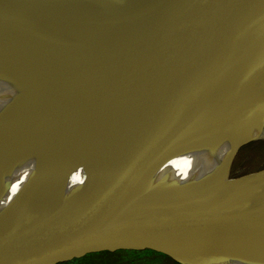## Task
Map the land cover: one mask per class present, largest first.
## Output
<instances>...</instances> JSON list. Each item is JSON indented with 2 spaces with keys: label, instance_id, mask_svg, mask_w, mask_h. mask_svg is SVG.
<instances>
[{
  "label": "water",
  "instance_id": "1",
  "mask_svg": "<svg viewBox=\"0 0 264 264\" xmlns=\"http://www.w3.org/2000/svg\"><path fill=\"white\" fill-rule=\"evenodd\" d=\"M227 19L246 23L252 31L215 75L202 62L201 76L194 74L195 79L192 74L200 63L185 65L176 59L181 50L169 37L149 47L155 51L130 55L144 36L162 28L183 21ZM42 23L52 26L47 37L32 27ZM0 46V51L20 57L26 70L40 73L41 91L26 116L0 117V149L31 142L50 145L0 220V264H55L87 251L122 247L153 249L183 263V258L231 245L235 247L229 254L264 248V187L240 190L230 183L264 172L232 177L233 162L248 141L235 140L220 167L218 185H198L196 199L164 206L148 201L155 190L150 180L178 152L197 142V136H240L256 103L264 104V88L252 89L264 69V0H0ZM182 59L186 63L189 58ZM131 68L150 71L138 73V89L127 87L133 80L129 77L112 91L95 94L96 87H105V80ZM222 76L232 86L224 102L210 105L209 97ZM152 90L164 93L166 101L158 98L154 103ZM113 93L121 97H112ZM122 93L147 97L148 110L165 114L156 119L160 138L151 141V156L120 135L137 119L131 109L134 102L128 116L122 113L118 120L113 116L107 127L99 115L109 117L108 111L93 106L82 110L102 99L124 105ZM258 115L255 118L264 111ZM87 132L93 133L101 157L111 165L109 174L116 177L100 175L54 207L32 209L34 203L44 204L56 196L63 185L61 164L72 152L74 136L85 137ZM135 158L142 161L141 169L126 174ZM120 161L119 171L114 168ZM221 189L226 190L221 200L197 207L196 202ZM3 192L7 193L5 183L0 198ZM259 194L263 197L252 204ZM249 242L260 243L243 247Z\"/></svg>",
  "mask_w": 264,
  "mask_h": 264
},
{
  "label": "bare ground",
  "instance_id": "2",
  "mask_svg": "<svg viewBox=\"0 0 264 264\" xmlns=\"http://www.w3.org/2000/svg\"><path fill=\"white\" fill-rule=\"evenodd\" d=\"M41 26L32 27H34L35 33H44L47 37L48 30H52V26L47 23H42ZM251 31L252 26L237 20L183 21L178 25L168 26L152 34L144 36L132 48L130 55L139 54V52L147 49L155 51V49L149 47L154 46L158 43V41L160 42L166 37L172 38L177 43L176 46L178 49L181 50V53L176 57V59H181L180 62L185 65H195L200 63L195 67L192 74L196 79L194 74L201 76L200 68L202 62L205 63L210 75H215L216 72L218 73V67L221 62L227 61V59L230 58L234 49L242 43ZM158 51L163 55L166 54V51ZM8 53H10V51H0V67H2L0 69H5L6 67L11 68L9 72L7 71V75H11V73L14 75H20L22 72H25L31 74L35 77V79H40L39 72L37 75L35 70L30 68L26 70V68L21 64L20 57H15L17 58L15 59L13 58L14 55L10 56ZM193 55H196L197 57H192ZM183 57L189 58L186 63L183 61ZM4 72L6 71L4 70ZM138 73L146 74L150 73V71L142 68L123 70L115 74L112 78L105 80L107 81L105 87L102 88L98 86L95 88L94 92L95 94L101 93L104 90L105 93L110 92L112 91L110 89L115 86L116 83H124V80H127L129 77H132L133 80H130L131 85L127 83V87L134 91V89L139 88V82L136 78ZM136 82L137 84H135ZM263 82L264 69L258 79L252 84V89H258L257 91H259L261 87L264 88ZM216 86L218 87L208 100V104L210 105L224 102L232 84L230 81H226V79L222 76L221 84L219 83ZM152 93L155 98L154 103L158 98H162L161 100L166 101V95L161 91L156 92L155 90H152ZM122 94V98L126 99L124 100V105L109 104L111 101L102 99L101 101H92L90 102L91 104L87 103L82 107V110H93L87 107L93 106L98 108L94 110L103 112L108 111L109 114H107V116L109 117H102L103 114L99 115L100 113H97L96 111V114L101 116L102 122L106 121V124H102V126L107 127V122H109L113 116H115L118 120L120 114H130L128 109L134 102L131 109H135L137 113V119L135 121L136 124L134 123L131 125V130L130 127L123 130L120 135L124 138V141H129V139L135 141L136 150L142 147V153H148V155H150L154 151L153 146H151V141H157V139L160 138L159 131L157 130V126L159 125L156 122V119L160 120V117L165 116V114L162 112L157 113L148 110V105L146 104L147 97L145 100H142V98L139 97L140 94L134 95L131 93L128 96L126 93ZM3 95H8V93L3 90L2 86H0V99H3ZM28 95V104L26 103L27 96L25 98H14L13 101L16 102L0 100V116L7 117L13 115L10 114L11 110H17L18 116H26L28 113L26 110L29 109L37 97L41 96L38 83ZM113 95L114 96L112 97H121L116 96L115 93H113ZM87 101L89 102L90 100L87 98ZM135 102H137V104H135ZM260 103L261 102L259 101L256 103V106H254V112L252 113L250 124L246 130L240 134V136L238 135L234 138H222L219 135L211 139H202L197 136V142L190 144L178 152L165 166L164 173L156 175V177L150 180L151 183L155 184V190L149 196L148 201L160 206L172 205L194 197V189L198 185L208 182H211V185H218L217 183L215 184V181L220 176V167L235 140H240V143H242L256 137L264 138V115L261 118H255L261 111H264V104L260 105ZM166 104H168V102ZM200 106L203 108L204 103L202 102V105ZM191 121H194V118H192ZM106 133L109 132L106 131ZM79 137H82L81 134ZM82 142L86 145L84 151L78 149L74 151L73 148L72 152L67 154L61 164V181L63 182V185L60 187L56 196L54 195L55 198L53 196L44 204L34 203L32 205V209L43 210L54 207L58 202L64 200L68 193L77 188L81 189L85 187L95 178L100 176L105 170V163L100 155V149H98L99 147L95 145L96 141L93 133L90 134L87 132L85 137L83 136ZM49 147L50 145L47 143L41 144L40 142H31L21 146L0 149V189L5 183V191L7 190V193L5 194V192H3L4 196L0 198V220L26 183L30 173H33L38 168ZM146 158L150 159L147 156ZM141 163L142 161L140 159H133V161L127 165L126 174L131 173L134 170L139 171V169H141ZM230 183L233 186L240 188V190L252 188V190L259 189L264 187V172H260V174H256V176L254 175L243 177L242 179H232L230 180ZM225 193L226 190L221 189L214 193L211 198L198 203L196 202L197 207H203L212 202L219 201ZM262 197L263 195L260 194L255 196L252 200V204L258 202ZM258 243L260 242H249L244 244L243 247L250 248ZM233 247L235 246L231 245L210 250L204 264H264V248L253 247L249 250L250 252L246 254H229ZM200 257L201 254L198 258H196L199 259V264H201Z\"/></svg>",
  "mask_w": 264,
  "mask_h": 264
},
{
  "label": "rangeland",
  "instance_id": "3",
  "mask_svg": "<svg viewBox=\"0 0 264 264\" xmlns=\"http://www.w3.org/2000/svg\"><path fill=\"white\" fill-rule=\"evenodd\" d=\"M10 69L11 68L9 67H6L5 69H0V86H2L3 90L7 92L9 95V97L8 95H3L2 96L3 99L0 100L16 102L13 101L14 98H20V97L25 98L27 96L26 103L28 104V100H29L28 94L37 85L39 79H35V77H33L31 74L25 72H22V74L20 75L19 74L14 75L12 73L11 75H7ZM4 70L6 72H4ZM10 114L17 115V110H11ZM79 138L80 140H77ZM82 141H83V137H79V135L78 137L74 136V140H73V143L75 142L73 146L74 151L76 149L84 151V144L82 143ZM104 168L105 170L102 172L101 174L102 176H106L110 178L116 177L115 176L116 173L109 174V171L112 170L111 165L110 166L106 165L104 166ZM120 168H122L121 161L120 163H118V166H116L114 169L119 170ZM262 169H264V138L256 137L249 140L248 142H246L241 146L233 162L232 177L235 178V177L248 175ZM164 170L165 168L158 170L157 172L158 175L164 173ZM204 263L205 260L202 262V264ZM62 264H183V263H179V262L177 263L175 260L170 259L163 254L145 252V249L122 247L116 249L92 250V251L76 254L70 259H67L64 262H62Z\"/></svg>",
  "mask_w": 264,
  "mask_h": 264
},
{
  "label": "trees",
  "instance_id": "4",
  "mask_svg": "<svg viewBox=\"0 0 264 264\" xmlns=\"http://www.w3.org/2000/svg\"><path fill=\"white\" fill-rule=\"evenodd\" d=\"M209 251L210 250H208V251H206V252H204V253H202L201 254V257H200V259H201V264H202V262L204 261V260H206L207 259V257H208V255H209ZM145 252H149V253H159V254H163V253H161V252H158V251H155V250H153V249H145ZM163 255H165V254H163ZM166 257H168V258H170V259H172L171 257H169L168 255H165ZM184 262H183V264H199V259H196V258H184V260H183ZM62 262H64V261H61V262H58V263H55V264H62ZM177 262V261H176ZM178 263V262H177Z\"/></svg>",
  "mask_w": 264,
  "mask_h": 264
}]
</instances>
